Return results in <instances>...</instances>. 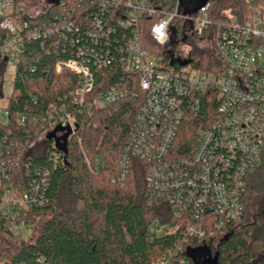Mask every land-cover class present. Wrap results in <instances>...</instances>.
<instances>
[{
  "label": "built area",
  "instance_id": "obj_1",
  "mask_svg": "<svg viewBox=\"0 0 264 264\" xmlns=\"http://www.w3.org/2000/svg\"><path fill=\"white\" fill-rule=\"evenodd\" d=\"M33 1L0 0V59L7 65L15 67L32 39L54 33L65 36L75 28L67 12L70 0H43L40 12L21 14L19 4ZM98 1L103 10L116 8V25L126 30L116 39L117 52L111 51L109 40L114 28L104 27L96 15L90 44L78 47L75 58L55 66L58 74L68 69L78 76L76 89L51 104L46 117L22 114L19 123L40 141L51 132L75 134L93 110L107 108L129 93L123 77L116 86L93 96V69L108 68L117 60L124 73L136 76L143 101L120 159L119 184L132 159L148 164L147 197L168 205L174 218L173 223L155 221L149 227L150 236L181 235L175 251L154 264H172L177 253L193 249L192 242L223 233L243 216L247 177L260 165L264 150V6L253 7L250 20L238 23L232 17L228 22L214 20L209 1L202 5L201 0ZM260 1L247 0L251 6ZM55 7H59L58 14L47 25L26 27L16 21L35 22ZM145 18L154 19L150 34L157 47L153 51L142 47L140 26ZM182 41H190L193 49L214 50L218 62L210 66V72L196 67L198 60L192 52L175 54V46ZM185 61L190 63L179 64ZM209 104L215 108L192 155L173 157L170 149L181 123ZM8 117V109H0V123ZM13 144L0 149V224L18 237L23 227L16 219L23 210L47 203L49 179L41 169L31 171L28 164L24 169L21 150ZM52 157L59 159L60 155ZM23 169L29 175L26 185Z\"/></svg>",
  "mask_w": 264,
  "mask_h": 264
},
{
  "label": "trees",
  "instance_id": "obj_2",
  "mask_svg": "<svg viewBox=\"0 0 264 264\" xmlns=\"http://www.w3.org/2000/svg\"><path fill=\"white\" fill-rule=\"evenodd\" d=\"M69 2L67 12L75 28L67 31L66 37L54 33L27 42L14 67L13 91L7 105L10 117L0 123V149L14 143L16 150H21L23 168L28 164L31 171H45L49 188L44 206L23 210L16 219L23 227L20 236H13L0 224V264H154L175 251L181 235L150 236L151 224L173 223L174 218L168 205L147 197L148 164L144 160L132 159L124 182L119 184L120 159L143 101L138 78L124 73L117 60L108 68L93 69V96L116 86L123 77L129 93L107 108L93 110L84 126L78 124L75 134L51 132L40 141L19 123L22 114L46 117L51 104L76 89L78 76L68 69L58 74L55 66L75 58L78 47L90 44L96 15L104 27L114 28L109 35L113 53L117 52L116 39L126 33L116 25V8L103 10L98 0ZM209 2L212 18L220 22H228L229 17L238 23L247 22L253 7L264 6V0L255 6L247 0ZM58 10L53 8L35 22L16 21L26 27L44 26L54 21ZM153 22L145 18L140 26L142 47L150 51L157 47L150 34ZM192 56L198 60L196 67L205 72L218 62L212 48H194ZM7 67L0 59V96ZM214 108L204 105L202 112L184 119L170 149L173 157L192 155ZM27 142L30 146L22 148ZM54 153L59 159L52 157ZM259 164L247 177L241 220L223 233L192 242L193 249L177 253L172 264H264V214H253L249 209L253 198L264 191V150ZM24 169L21 174L26 185L29 175ZM198 249L206 251L204 257L188 256Z\"/></svg>",
  "mask_w": 264,
  "mask_h": 264
},
{
  "label": "rangeland",
  "instance_id": "obj_3",
  "mask_svg": "<svg viewBox=\"0 0 264 264\" xmlns=\"http://www.w3.org/2000/svg\"><path fill=\"white\" fill-rule=\"evenodd\" d=\"M43 7V0H36L33 2H26L23 4H19V9L21 14L26 15L29 13L30 15H35L37 12H40V9ZM193 44H195V40L192 41ZM192 43L189 41L187 43H184L183 41L180 42L178 45L175 46V54L177 56H186L189 53L193 51ZM14 76V67L10 63L6 69V72L1 80L2 85V95L0 96V109L5 110L8 105V101L10 98V95L12 94L13 87H12V78ZM252 205V206H251ZM249 209L250 212L253 214H264V191L262 193H259L256 195L251 203ZM198 256V258L204 257L206 254V251L204 249H198L195 252Z\"/></svg>",
  "mask_w": 264,
  "mask_h": 264
},
{
  "label": "water",
  "instance_id": "obj_4",
  "mask_svg": "<svg viewBox=\"0 0 264 264\" xmlns=\"http://www.w3.org/2000/svg\"><path fill=\"white\" fill-rule=\"evenodd\" d=\"M207 1H209V0H201V5L202 4H205ZM196 11V10H195ZM197 12V11H196ZM188 63H190V61H185V62H180L179 64L180 65H182V66H185V65H187ZM66 149L64 148V151H65ZM192 255V257L193 258H195V257H198L197 256V254L195 253V252H188V256H191ZM215 259H217V256H216V258ZM201 264H208V263H201ZM212 264V263H211Z\"/></svg>",
  "mask_w": 264,
  "mask_h": 264
}]
</instances>
